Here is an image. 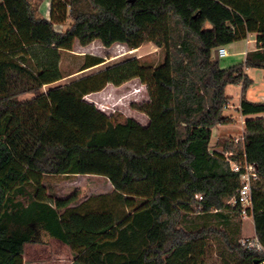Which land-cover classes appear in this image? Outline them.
I'll return each mask as SVG.
<instances>
[{"label":"trees","instance_id":"16d2710c","mask_svg":"<svg viewBox=\"0 0 264 264\" xmlns=\"http://www.w3.org/2000/svg\"><path fill=\"white\" fill-rule=\"evenodd\" d=\"M41 2L0 0V264H23L25 246L49 239L69 248L71 264H205L211 242L222 264H262L264 213L249 215L263 252L243 248L232 225L240 207L228 205L239 174L228 161L253 165L264 181V104L246 99L245 74L264 69V46L224 70L213 53L264 34V0H51L49 20ZM95 41L130 51L152 44L163 59L154 68L131 59L42 92L63 79L58 60L33 65L27 48L57 57ZM87 59L82 70L103 63ZM131 80L146 86L148 102L133 107L146 127L84 101ZM228 85H241L239 113L256 118L240 145L212 151V129L231 121ZM46 176H99L111 190L60 212L44 197Z\"/></svg>","mask_w":264,"mask_h":264},{"label":"rangeland","instance_id":"374dc122","mask_svg":"<svg viewBox=\"0 0 264 264\" xmlns=\"http://www.w3.org/2000/svg\"><path fill=\"white\" fill-rule=\"evenodd\" d=\"M35 1L36 0H32L33 5H35ZM50 1L51 0H42L39 5L41 15L47 20H49L51 9ZM53 10L54 16L57 17V7H54ZM70 24V20L67 19L63 25L56 24L54 28L57 32H64L70 27ZM259 41L264 45V37ZM244 46L245 42L242 40L231 46H226L225 49L228 54L227 57L219 59V69L224 70L242 64L244 62V57L241 55V52L244 50ZM27 53L33 65L44 66L49 62L50 64L54 63L53 58H57L58 60L57 65L63 79L53 85L42 88V92L69 85L82 78L115 65L122 64L131 59H138L142 66L152 68L158 66L163 59V51L152 44L143 46L135 51H130L121 45H113L111 48L106 49L103 48L98 41L93 42L85 48L80 47L76 43L73 47V51L57 52V57H53L52 52L40 47L27 48ZM88 57L102 59L103 63L96 67L82 70L85 63L88 61ZM255 75L256 71H252L251 76ZM134 90L139 92L133 94ZM229 92L233 93L232 90H229ZM32 98L33 96L28 94L21 96L19 101L23 102ZM84 101L93 104L100 112L112 117L118 122H123L125 119H135V121H139V117L142 114L133 107L147 103L148 95L146 86L142 85L137 80H131L120 87L107 85L102 91L84 97ZM224 114L233 119V121H230L231 126L225 128L226 136L231 139L216 140L214 136L210 144L212 151L215 149L222 151L224 146L235 148L237 145H240L241 142L239 138L242 136V125L235 109L233 107L225 108ZM232 138H237L239 140H235L233 143ZM260 183L262 184L264 181ZM259 184L258 188L260 187ZM42 186L44 187L45 199L52 205L57 206L60 212L64 211V209L79 205L94 195L106 194L111 190L106 179L99 176H46L42 178ZM255 192L258 194V190H255ZM263 196V194H260L258 199L261 200ZM237 222L240 223V245L243 241H252L255 238V232L250 220L240 217L233 220L232 225H236ZM72 260L73 254L69 248L52 239H49L45 245L25 246L22 256L23 264H71ZM222 262L223 261L217 256L216 249L211 242L208 245L205 264H222ZM262 264H264V262Z\"/></svg>","mask_w":264,"mask_h":264},{"label":"crops","instance_id":"0c3cea01","mask_svg":"<svg viewBox=\"0 0 264 264\" xmlns=\"http://www.w3.org/2000/svg\"><path fill=\"white\" fill-rule=\"evenodd\" d=\"M260 37L263 39L264 34H248L246 36V38L244 40H242L245 42V46H244L245 48L241 52L242 53L241 55H243L244 59H245V56L247 53L255 51L258 46H264L263 43H260V41H259V40H261ZM235 43H237V42H235ZM231 45H229V46H231ZM133 51H135V50H133ZM225 51H226V49H225ZM225 57H227V55ZM225 57H223V58H225ZM252 71H256L255 76H251ZM245 74L252 83L246 92V99L252 103L264 104V69L249 68L248 70H245ZM235 88H236V90H235ZM229 90H232L233 93H230ZM224 91H225V95L231 99V102L229 103L227 108L233 107L235 109L236 113L238 114L240 120H241L240 122L242 125V136H243L245 121L249 120V119H254L256 117L255 116L243 117L239 113L241 85H236V86L228 85L225 87ZM261 117L264 119V116H261ZM230 119H231V121H233L232 118H230ZM134 121H135V119H134ZM136 122H138V124H140L143 127L148 126V123H149L147 117L143 114L139 117V121H136ZM230 126L231 125L229 124L227 126H217V127L213 128L212 129V139L215 136L216 140H218V139H220V140L221 139H224V140L229 139L230 140L231 138H228V136H226V129H225V128H229ZM242 136H240V138H239L240 140L242 139ZM239 139H237V138L233 139L232 138V140H233L232 142L234 143L235 140H239ZM215 151L222 152V151L216 150V149H215ZM260 182L261 181L258 179V181L254 184V187L256 188V190H258V192L260 194L264 195V183L261 184ZM258 184L260 185L259 188H258ZM109 186H110V184H109ZM110 188H111V186H110ZM258 197H259V194L256 196V198H254L252 200L251 213H250L251 215L253 213H264V196L261 200H259ZM245 218L246 219L248 218V220H250L251 224L253 225L252 216H248Z\"/></svg>","mask_w":264,"mask_h":264},{"label":"built area","instance_id":"2783aa9c","mask_svg":"<svg viewBox=\"0 0 264 264\" xmlns=\"http://www.w3.org/2000/svg\"><path fill=\"white\" fill-rule=\"evenodd\" d=\"M218 57L223 58L227 55L225 48L217 49ZM245 70H248L245 68ZM139 91L134 90L133 94H137ZM228 160V158H227ZM229 168L233 173L239 174V189L237 190L235 197L228 202V205H239L240 216L242 218L248 217L251 213L252 196L254 190V184L258 181V175L253 165L244 162L243 164H236L228 161ZM196 203L200 205L203 201L201 195L195 196ZM241 246L247 250H254L257 252H263L262 246L259 244L256 238L252 241H243Z\"/></svg>","mask_w":264,"mask_h":264},{"label":"water","instance_id":"95a60500","mask_svg":"<svg viewBox=\"0 0 264 264\" xmlns=\"http://www.w3.org/2000/svg\"><path fill=\"white\" fill-rule=\"evenodd\" d=\"M213 60H214V62H218L219 61L217 50L214 51V53H213Z\"/></svg>","mask_w":264,"mask_h":264}]
</instances>
